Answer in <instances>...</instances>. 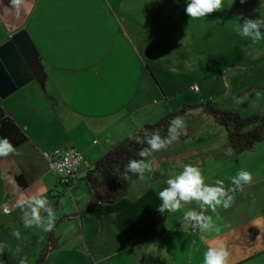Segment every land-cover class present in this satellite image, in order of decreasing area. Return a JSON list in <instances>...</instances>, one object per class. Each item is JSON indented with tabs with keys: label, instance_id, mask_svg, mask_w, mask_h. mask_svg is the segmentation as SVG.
I'll return each mask as SVG.
<instances>
[{
	"label": "crops",
	"instance_id": "obj_1",
	"mask_svg": "<svg viewBox=\"0 0 264 264\" xmlns=\"http://www.w3.org/2000/svg\"><path fill=\"white\" fill-rule=\"evenodd\" d=\"M96 1L98 10L90 9L94 8V0H24L17 11L10 0H0V44L16 32L27 30L38 50L36 68L40 70L33 81L36 84L31 82L0 100V121L4 110L29 137L27 143L16 148L19 155L0 157V233L24 225L19 201L42 196L52 206L50 190L71 193L82 183L79 180L87 169L106 152L165 115L155 98L162 95L166 100L174 91L162 85L160 90L159 63L166 59L167 67L174 68L179 61L174 53L176 41L160 36V23L170 18H161L154 7L158 0H145L143 9L120 11L109 10L104 1ZM77 2L83 4L82 9L76 7ZM209 20L216 29L224 27L217 20L214 23L212 17ZM209 20L200 18L192 23L204 27L209 26ZM165 32L168 35L170 28L166 27ZM235 58L223 67H238L246 73L247 68L251 72L255 67ZM186 59L180 60L186 63ZM227 69L222 71L233 101L252 90L264 92V78L238 89L240 81L233 82L235 77H229ZM252 102L256 106V101ZM257 110L252 108L251 112L256 114ZM202 114L206 122L198 145L179 157L200 168L206 184L223 180L225 188L230 189L234 187L231 178L238 172L228 165L218 166L226 134L211 117ZM68 148L80 151L85 163L69 186L61 187L42 153ZM190 156H196L195 160ZM153 168L148 178L138 176L133 180L132 198L103 204L89 214L85 203L78 200L70 218L55 225L54 239L55 229L64 221L74 222L75 229L64 242L57 240L47 259L54 252L65 251L68 239L77 238L79 253L95 264H204L209 247L227 248L228 264H264V157L252 165L253 182L233 194L231 207L205 210L219 232L193 231L185 223V211H201L195 201L175 213L165 211L168 214L164 217L158 211L162 204L159 191L153 188L158 176L156 163ZM17 177L28 184L25 190L16 184ZM4 208L10 212L5 214ZM90 214L94 218L87 220ZM55 215V222L68 216ZM47 232L42 228L43 237ZM102 247L105 251L99 255Z\"/></svg>",
	"mask_w": 264,
	"mask_h": 264
},
{
	"label": "rangeland",
	"instance_id": "obj_2",
	"mask_svg": "<svg viewBox=\"0 0 264 264\" xmlns=\"http://www.w3.org/2000/svg\"><path fill=\"white\" fill-rule=\"evenodd\" d=\"M102 1L106 3L107 9L112 11L143 9L147 5L145 0H138V4L134 2L132 4L127 3V1L131 2L132 0ZM94 2V8L90 7V9H100L99 4H97L99 1L94 0ZM76 7L82 9L83 4L78 5L77 2ZM154 7H157L162 19H166V17L170 18L168 19L169 21L160 23V36L161 39L169 37L170 40L176 41V43L173 42L174 44H172L175 45L174 53L177 60H179L174 68L167 67V62H164L166 59L159 63L160 90L162 91V85L167 90L174 91L166 100L162 95L155 98L156 103L159 102L165 114L176 112L186 105L212 101L220 109L226 108L227 110L232 108L241 112V115L244 117L264 115V105H262L264 102V92L252 90L244 98L233 101L229 88L225 85V75L222 71L223 69H227L223 65L231 62L233 57H236L235 61H242L245 65L251 63V65L255 66L251 68V72L249 71L250 68H247L248 73L239 71L238 67L227 69V75L235 77L233 82L240 81L237 85L238 89H244L245 86L254 83L251 82L253 80H262L264 78V39L254 43L250 38L240 36L235 31L236 26L243 22L241 17L252 19L264 18V0H246L244 4H241L240 0H224L223 11H217L204 17L205 20H209L212 17L214 23L216 20H219V24H224V27L220 29L212 27L213 22L210 20L207 22L209 26L204 27L192 23L196 19H191L186 14L187 1L158 0L157 4L154 3ZM166 27H169L171 31L168 32V35L165 32ZM261 31L264 32V28ZM229 50H231L233 55ZM162 53L164 52L161 51L160 54ZM184 57L187 58L186 63L180 60ZM31 84L36 83L33 82ZM194 86L198 88L196 91L192 89ZM261 94H263V97ZM252 100L256 101V106ZM252 108L258 109L256 114L251 112ZM202 113V109L199 108L190 110L185 115L179 116L185 123V128L181 134L184 136V139L179 137L166 150L154 152L148 159L153 162V165L156 163V173L158 176L155 179L157 183L153 184V188L159 192L168 186L167 180L179 175L187 164V160L181 159L179 156L184 152L194 150L198 145L197 141L201 134L200 132L204 130L203 125L206 122L203 119L204 115ZM220 150L222 158L218 166L228 165L231 170L236 172L243 170L244 167H248L246 171L252 173V165L264 157V140L256 145L253 150L243 155H236L227 146V142L225 141L224 143L223 140ZM236 157L239 159L238 162ZM189 158L195 160L196 156H190ZM152 173L154 171L151 173L145 172L142 178H148ZM134 187L135 181H131L129 187L131 196H134L132 193ZM85 192L86 188L83 183H78L71 193L60 192L63 193V196L60 198L62 209L58 212L56 211V214L62 213V215L71 216L75 211V203L78 200L82 205L85 203V197H83ZM55 202L56 199L52 198L51 204L53 208H55ZM83 210L82 212H84ZM161 214L166 217L168 213L164 212ZM88 218H94V216L90 214L87 215V220ZM90 221L93 222L92 219ZM62 224L61 227L55 229L56 239H54L53 235L56 222H54L53 230L49 231V233L47 232L45 237H43L42 228L37 226L28 228H25L24 225L21 227L15 226V228L12 226L13 230L2 231L0 233V244L5 245V248L3 254H0V264H20V259L23 257H27V264H35L41 247L44 244L49 245L50 236L56 240L52 241V246L55 249L57 240L64 242L68 234L75 229L74 222L64 221ZM14 231L20 232V239H16L12 235ZM68 241L65 251L62 253H52L51 257L49 259L46 258L43 264H95L89 257L87 259V256L79 253L80 242L77 238H73L71 241L68 239ZM106 246L107 244L104 247ZM17 247L20 249L19 254L16 252ZM104 247L101 248L99 255H102L105 251ZM50 249L51 246H49V251Z\"/></svg>",
	"mask_w": 264,
	"mask_h": 264
},
{
	"label": "clouds",
	"instance_id": "obj_3",
	"mask_svg": "<svg viewBox=\"0 0 264 264\" xmlns=\"http://www.w3.org/2000/svg\"><path fill=\"white\" fill-rule=\"evenodd\" d=\"M11 5L19 11L24 0H10ZM246 0H240L244 4ZM224 0H187L186 14L191 19H200L207 17L209 14L223 11ZM242 23L238 24L235 31L238 35L250 38L254 43L264 39V18H243ZM220 22L219 20H217ZM185 128L182 118L175 117L170 121L168 127V136L162 137L160 130L144 131L143 137L136 135L134 140L138 144H146L147 147L139 150L138 155L141 159L129 160L126 169L125 180H130L132 175L143 177L145 172H153V162L144 158L150 157L154 152L166 150L173 141L178 140ZM10 154L19 155L18 150L11 144L7 138H0V157H7ZM253 174L246 170H240L236 176L231 178L234 187L226 189L223 180H217L215 185L205 183L201 169L197 166L187 164L183 171L167 180V187L159 192V198L162 204L158 211L164 213H175L181 210L185 205L195 201L201 211L189 209L184 212L183 219L189 224L193 231L200 232H219L220 228L213 223L212 216L206 215L205 210L211 209L216 211L218 206L227 209L234 203V193L243 191L245 185H251L253 182ZM18 207L23 211L24 227H42L45 231H51L56 220L55 210L50 205L49 200L42 196H33L29 199L19 201ZM42 211L47 213V217L42 216ZM12 235L16 239H20L19 231H14ZM5 245L0 244V254H3ZM17 254L20 249L17 247ZM230 252L225 247H209L204 255V264H228ZM20 264H27V257L20 259Z\"/></svg>",
	"mask_w": 264,
	"mask_h": 264
},
{
	"label": "trees",
	"instance_id": "obj_4",
	"mask_svg": "<svg viewBox=\"0 0 264 264\" xmlns=\"http://www.w3.org/2000/svg\"><path fill=\"white\" fill-rule=\"evenodd\" d=\"M252 4L254 5V3ZM198 108L202 109L208 117H211L214 122L224 130L227 146L236 155H241L253 150L256 145L264 140V115L244 117L236 111L220 109L217 104L212 101L186 105L176 112L165 114L155 123L144 125L132 135L121 141L112 150L106 152L87 169L84 177L79 180L86 188L85 204L87 206V211L91 212L103 204H113L126 197H133L130 194L129 187L131 181L135 180L138 176L128 173L131 179L125 180L123 178L125 176V169L129 160L141 159L138 152L140 149L147 147L146 144H138L135 142L134 137L136 135L143 137L145 130H160L161 136L167 137L168 127L173 118L185 115L190 110ZM180 137L184 139V136L180 135ZM0 138H7L15 148L29 141V137L24 129L4 110L2 111L0 121ZM150 157L144 159L147 161ZM15 182L22 190L28 187L23 177H17ZM49 195L51 198L56 199V214V211L58 212L62 209L60 198L63 196V193H56L55 190H50ZM42 216L46 218L47 213L43 212ZM69 218V216H63L56 221V224ZM52 241L53 239L50 236L49 245L46 244L43 247L35 264H43L46 261L49 246L53 248Z\"/></svg>",
	"mask_w": 264,
	"mask_h": 264
},
{
	"label": "water",
	"instance_id": "obj_5",
	"mask_svg": "<svg viewBox=\"0 0 264 264\" xmlns=\"http://www.w3.org/2000/svg\"><path fill=\"white\" fill-rule=\"evenodd\" d=\"M38 50L27 30L22 29L0 44V100L33 82L40 70Z\"/></svg>",
	"mask_w": 264,
	"mask_h": 264
},
{
	"label": "built area",
	"instance_id": "obj_6",
	"mask_svg": "<svg viewBox=\"0 0 264 264\" xmlns=\"http://www.w3.org/2000/svg\"><path fill=\"white\" fill-rule=\"evenodd\" d=\"M197 90V86L192 88ZM43 157L48 161L52 173L57 178L58 185L67 187L75 178L80 166L85 163L84 155L73 148L57 149L53 152H43ZM3 212L8 214V208H4Z\"/></svg>",
	"mask_w": 264,
	"mask_h": 264
}]
</instances>
